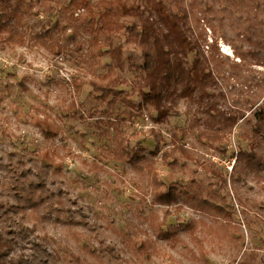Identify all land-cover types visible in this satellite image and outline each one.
I'll return each instance as SVG.
<instances>
[{"label":"rangeland","instance_id":"1","mask_svg":"<svg viewBox=\"0 0 264 264\" xmlns=\"http://www.w3.org/2000/svg\"><path fill=\"white\" fill-rule=\"evenodd\" d=\"M69 1L24 0L20 7L24 29H51L59 51L0 42V201L15 205L21 225L47 243L55 264H201L189 221L211 264H264V0L255 11L229 0H128L133 9L120 20L147 26L144 47L124 28L91 29L83 9L71 15ZM88 1L96 12L98 0ZM15 2L0 0V16ZM92 53L100 56L90 73L84 59ZM146 53L154 57L150 74L140 68ZM104 75L116 82L110 101L90 84ZM42 112L59 126L55 137L38 126ZM180 129L185 133L174 138ZM203 132L223 138L207 142ZM119 133L128 151L155 160L164 191L174 184L201 192L232 218L194 210L181 192L171 205L153 203L146 174L130 159L108 157ZM175 141L196 159L176 152L163 161ZM239 151L254 152L262 166L242 161L231 185L228 178L220 186L208 167L228 177ZM16 191L25 198L21 205ZM165 210L162 228L178 241L157 235ZM7 236V263L0 264H16L29 243Z\"/></svg>","mask_w":264,"mask_h":264},{"label":"trees","instance_id":"2","mask_svg":"<svg viewBox=\"0 0 264 264\" xmlns=\"http://www.w3.org/2000/svg\"><path fill=\"white\" fill-rule=\"evenodd\" d=\"M24 0H16L14 6L7 5L4 8V14L0 16V42L4 44H11L22 46L25 44H30L31 46H39L47 49L51 52H57L60 49L59 39L55 35V33L48 28L41 27L38 31L34 30L32 32H28L24 27H26V22L24 21V17L20 12V7L23 5ZM232 6L241 4L246 7V9L250 11H255L257 9L258 1L257 0H229ZM88 0H70L68 3V10L71 12V15L75 10L83 9L85 18L89 16V20H91L90 25L91 29L94 27L98 29L100 32L103 33H110V32H119L123 28L127 31L128 38L136 43L137 45L144 47L147 43V35H148V28L145 25H141L140 30L136 27L135 23H132L130 26H125L123 21L120 20L121 16L129 13L132 11V7L128 5V0H98L96 2L98 10L95 12L93 7L89 3ZM146 5L150 3V0H145ZM136 10L139 9L137 6ZM165 15L169 20L170 24L174 26V20L171 18L173 17L170 13L165 11ZM82 16V15H81ZM82 16L81 19H84ZM79 19V18H76ZM84 25V24H83ZM21 27V28H20ZM121 48L116 47L114 50L110 52L111 57L117 58L120 55ZM239 55H242L239 53ZM100 54L92 53L89 57L85 58V66L87 70L92 73L94 72V68L97 63V57ZM142 68L146 74H150L152 68H154V57L150 55V53L145 54V59L143 65L140 67ZM109 73V71L107 72ZM92 88L95 91H98L100 94L98 97H101V100L110 101L108 99L110 94H116V90L114 86L116 82L110 78H107L106 75L101 76L96 82L94 80L90 81ZM150 87L154 90V94L157 97H161L159 92H156V84L150 83ZM78 89V85L75 86ZM124 101L130 105L135 106L128 98H124ZM71 109L74 108V103L72 102L70 105ZM137 108H141L142 105L138 104ZM42 118H39V115H36L37 119L36 122L41 129H43L44 135L47 138L55 137L59 133V126L52 120L51 115L45 112H42ZM183 130H178V132L174 133V138L178 137V134H184ZM152 135L154 139L157 141L163 139L162 135L159 132H155L152 130ZM200 139H205L207 142H214L222 140V136H218L217 134H210V133H201L199 135ZM116 144L109 152L108 157L122 160V159H130L133 161V166L135 168H139L137 170L143 171L147 178L149 179V184L151 186L152 191V202L162 205H171L173 202L176 201L179 192H181L185 198L187 204L196 211H200L206 214H213L218 217L230 220L232 215L230 211H228L224 205H220L212 198H206L202 195L201 192H193L189 193L186 191H180L177 186L171 184L166 191L163 188V182L160 181L159 172L155 167V160L153 158H146L140 156L138 151L134 150L132 152L126 149L125 140L121 137V134H117ZM156 152V148H155ZM154 151L153 154H156ZM176 152L185 158L189 159H196L189 150H187L183 145L175 144L169 149L164 150L162 152L161 158L163 161H167L170 157H173ZM235 160L231 172L229 173L228 177L221 174L219 170L214 168L212 164L211 167H208V170L211 172L212 175L217 177L218 181L220 182V186H227L228 178L230 179V185L232 182V175L236 171V166L240 162L244 161L247 165L253 166L258 165L262 166V163L255 155L254 152H245L239 151L235 155ZM139 160L141 164H136V161ZM33 183H30L28 186L27 193L30 194L31 188ZM16 194L19 195V200L17 205H21L24 203L25 198L20 193V191H16ZM31 195V194H30ZM26 201L30 203H34L32 197H26ZM222 200L224 198L221 197ZM21 201V204L19 202ZM181 206L178 207L180 209ZM170 215V211L165 210L161 222H158L156 226V232L158 237L164 239H175L178 241L177 235L174 231L170 229L164 230L162 228V224ZM186 229L189 233V238L194 244L195 251L193 252L194 259L201 263V264H211L208 260V252L205 246L204 239L201 235L196 233V224L193 221H189L186 224ZM7 233L17 234L21 239L27 241L29 243V253L23 254L16 264H55L53 263L51 256L52 252L48 248L47 243L45 241L38 238L35 234L30 232L25 226L21 225L20 218L17 215V210L14 204H8L5 202L0 201V263H7L6 257L9 252V245H8V236ZM142 247L146 252H149V242L144 240L142 242Z\"/></svg>","mask_w":264,"mask_h":264}]
</instances>
